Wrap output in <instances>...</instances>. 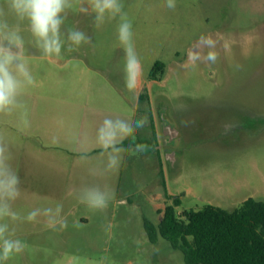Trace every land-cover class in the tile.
I'll list each match as a JSON object with an SVG mask.
<instances>
[{
  "label": "rangeland",
  "instance_id": "rangeland-1",
  "mask_svg": "<svg viewBox=\"0 0 264 264\" xmlns=\"http://www.w3.org/2000/svg\"><path fill=\"white\" fill-rule=\"evenodd\" d=\"M70 3L59 56L43 55L27 22L6 17L35 81L0 113V142L20 178L11 205L19 219L0 223L24 244L6 264H186L145 229L172 205L166 194L181 199L177 214L264 201V0H175L174 9L166 0H121L122 13L98 23L92 0ZM124 21L141 66L134 91L118 38ZM69 29L91 42L69 51ZM158 62L164 71L152 80ZM105 120L133 126L116 137L119 152L102 146L101 136L112 144L114 135L101 131ZM93 187L109 196L106 209L81 202ZM34 209L41 214L29 222Z\"/></svg>",
  "mask_w": 264,
  "mask_h": 264
},
{
  "label": "clouds",
  "instance_id": "clouds-1",
  "mask_svg": "<svg viewBox=\"0 0 264 264\" xmlns=\"http://www.w3.org/2000/svg\"><path fill=\"white\" fill-rule=\"evenodd\" d=\"M92 3L94 19L97 23L104 18L105 13H110L113 18L122 13L121 0H92ZM166 6L174 9L175 0H166ZM70 7V0H4V5H0V113L10 112L18 106L17 97L20 89L35 83L29 67L20 56V49L23 46L22 37L9 25L6 17L12 15L17 25L27 22L36 46L43 55L59 56L65 43L61 39V29ZM65 35L69 51L72 50V45L80 46L91 42V38L80 29H69ZM132 35L131 23L122 22L118 28V38L125 46V87L129 91L137 88L141 76L140 61L132 43ZM13 46L19 51L14 52ZM208 59L214 62L215 54L209 52ZM108 127L114 131L113 143L104 144L101 136L102 146L106 150L111 148L112 151L119 152L115 144L116 137L121 134L130 135L134 131L133 126L122 120H105L101 131ZM9 160L7 145L0 142V220L9 218L14 221L19 219V216L12 211L11 205L20 194V178L12 170ZM116 164V157L111 156L109 167ZM108 200L109 196L98 187L84 189L81 196V202L98 210L106 209ZM51 212V209L43 210L45 216L50 217ZM40 214L41 210L34 209L25 219L33 222ZM50 226L56 227V221L51 220ZM66 226V222L60 225L62 228ZM23 248L24 244L20 239L12 238L9 224L0 223V264H6L12 254L22 252Z\"/></svg>",
  "mask_w": 264,
  "mask_h": 264
},
{
  "label": "trees",
  "instance_id": "trees-1",
  "mask_svg": "<svg viewBox=\"0 0 264 264\" xmlns=\"http://www.w3.org/2000/svg\"><path fill=\"white\" fill-rule=\"evenodd\" d=\"M163 71L164 64L156 63L151 79ZM166 198L173 203L165 206L159 224L145 221L151 243L166 240L186 264H264V201L248 198L234 211L207 205L177 214L181 199Z\"/></svg>",
  "mask_w": 264,
  "mask_h": 264
}]
</instances>
